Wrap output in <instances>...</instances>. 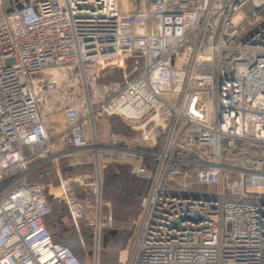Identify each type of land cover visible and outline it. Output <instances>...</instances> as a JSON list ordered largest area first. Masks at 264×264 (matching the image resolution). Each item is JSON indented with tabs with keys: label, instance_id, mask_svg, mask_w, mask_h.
I'll return each mask as SVG.
<instances>
[{
	"label": "built area",
	"instance_id": "built-area-1",
	"mask_svg": "<svg viewBox=\"0 0 264 264\" xmlns=\"http://www.w3.org/2000/svg\"><path fill=\"white\" fill-rule=\"evenodd\" d=\"M246 4L254 10L235 27ZM124 60L119 85H97L95 66ZM101 114L131 130L134 175L148 182L127 264H264V0L1 4L0 264H96L51 241L30 162L60 144L97 147ZM83 185L64 187L74 218ZM99 212L88 222L96 235Z\"/></svg>",
	"mask_w": 264,
	"mask_h": 264
},
{
	"label": "rangeland",
	"instance_id": "rangeland-1",
	"mask_svg": "<svg viewBox=\"0 0 264 264\" xmlns=\"http://www.w3.org/2000/svg\"><path fill=\"white\" fill-rule=\"evenodd\" d=\"M18 1L0 0V5L2 4L5 9L14 8ZM137 5L138 0L132 4L133 7ZM253 10L251 4L242 6L233 17L232 24L235 27L245 26ZM127 65V60H124L122 65H111L104 69L95 66L97 85L103 84L111 88L119 85L121 70ZM49 117H55V120L61 118V111L57 105L52 106L48 119ZM97 120L95 122L97 147L94 148L98 149L81 151L82 154L72 156L71 161L65 158L67 162L63 163V167L66 166V180L69 176L72 179H69L64 187L72 184L77 178L84 184L77 187L78 194L84 198L83 216L74 218L66 210L64 190L62 194V173L65 171H62V154L58 153L60 148L55 149L48 165L32 178L42 183L48 195L50 210L47 219H44L45 228L50 227L55 219L59 218L67 231L69 229L76 233L78 241L72 245L75 253L70 250L78 261L87 262L89 259L96 264H127L131 258L140 199L148 185L147 179L135 177L134 168L138 164V159L129 151H138L141 148L134 143L125 142L126 138L132 136V132L118 117L108 118L101 114ZM50 125L52 126V123ZM74 161L76 163H72ZM62 209L66 210L63 216ZM96 212L100 214L98 222L101 225L98 235L94 234L92 227L88 225V222L95 218ZM108 212H111V218L108 217Z\"/></svg>",
	"mask_w": 264,
	"mask_h": 264
},
{
	"label": "crops",
	"instance_id": "crops-1",
	"mask_svg": "<svg viewBox=\"0 0 264 264\" xmlns=\"http://www.w3.org/2000/svg\"><path fill=\"white\" fill-rule=\"evenodd\" d=\"M135 1L137 0H132V3L131 5H127L123 0H121V4H122V7L123 8H127V9H136L139 5H142L144 3V0H138V5L137 6H132L133 3H135ZM132 6V7H131ZM49 123L51 124L52 123V126L50 125V128H49V131H50V134H59L61 132V130L63 131L64 130V121H63V114L61 113V118H57L55 120V117H49ZM53 126L55 129H53ZM52 129V130H51ZM58 131V132H56ZM58 149L59 151L62 150L64 153L62 154V171L64 173H62V194L64 193V184L69 181V179L71 178V176L68 177V179L66 180L67 178V175L65 174L66 173V170H65V167H63V163L66 161L65 158L68 159V161H71V157L72 156H76L77 154H82L81 151L79 150H73L71 148H69L67 145H64V144H60L58 146ZM64 159V160H63ZM48 162L49 161H42L40 158H34L31 162H30V165L31 166H34V169H33V174L30 176L32 177L33 175H35L36 173H38V171H40L42 168H44L46 165H48ZM67 162V161H66ZM72 163H76L75 161L72 162ZM66 177V178H65ZM72 180V179H70ZM48 197V195H47ZM63 206V204H62ZM66 210H68V207L66 208ZM66 210L64 209V211L66 212ZM63 209H62V216L64 215V212ZM64 212V213H63ZM69 214H70V211L68 210ZM71 215V214H70ZM83 216V215H82ZM47 219V217L45 218V220ZM59 219V218H58ZM60 220V219H59ZM56 229V228H55ZM55 231V230H54Z\"/></svg>",
	"mask_w": 264,
	"mask_h": 264
},
{
	"label": "trees",
	"instance_id": "trees-1",
	"mask_svg": "<svg viewBox=\"0 0 264 264\" xmlns=\"http://www.w3.org/2000/svg\"><path fill=\"white\" fill-rule=\"evenodd\" d=\"M17 4H18V2H17ZM17 4H16V6H17ZM14 8H8V9L4 8V9L7 12H11ZM30 180H34V179L32 177H30ZM145 192H146V190H145ZM79 197L83 198V196H81V195H79ZM46 217H47V215L44 217V219ZM55 228H58L59 230L54 231ZM46 230H47L52 242L65 245L68 248L70 247L69 249H71L73 251V253H75L74 248H72V245L74 242L78 241L76 239L77 238L76 233H74L73 231H69V229L67 231L65 226L63 225V223L58 218L55 219V221L51 224L50 227L46 226Z\"/></svg>",
	"mask_w": 264,
	"mask_h": 264
},
{
	"label": "water",
	"instance_id": "water-1",
	"mask_svg": "<svg viewBox=\"0 0 264 264\" xmlns=\"http://www.w3.org/2000/svg\"><path fill=\"white\" fill-rule=\"evenodd\" d=\"M197 218V214L195 213L194 215H193V219H196Z\"/></svg>",
	"mask_w": 264,
	"mask_h": 264
},
{
	"label": "bare ground",
	"instance_id": "bare-ground-1",
	"mask_svg": "<svg viewBox=\"0 0 264 264\" xmlns=\"http://www.w3.org/2000/svg\"><path fill=\"white\" fill-rule=\"evenodd\" d=\"M93 149H94V151H95V150H97L98 148H93Z\"/></svg>",
	"mask_w": 264,
	"mask_h": 264
}]
</instances>
